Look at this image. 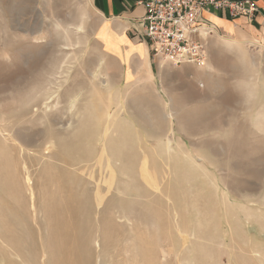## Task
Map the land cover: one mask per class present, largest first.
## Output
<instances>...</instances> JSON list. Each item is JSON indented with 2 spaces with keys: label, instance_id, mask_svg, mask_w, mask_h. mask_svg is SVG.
Segmentation results:
<instances>
[{
  "label": "rangeland",
  "instance_id": "1",
  "mask_svg": "<svg viewBox=\"0 0 264 264\" xmlns=\"http://www.w3.org/2000/svg\"><path fill=\"white\" fill-rule=\"evenodd\" d=\"M97 25L0 0V264H264V47L145 76Z\"/></svg>",
  "mask_w": 264,
  "mask_h": 264
},
{
  "label": "crops",
  "instance_id": "2",
  "mask_svg": "<svg viewBox=\"0 0 264 264\" xmlns=\"http://www.w3.org/2000/svg\"><path fill=\"white\" fill-rule=\"evenodd\" d=\"M142 1L87 0L98 18L94 36L104 55L124 67L129 66L133 73L150 76L153 66L158 67L156 62L160 68L167 63L162 64V61L152 59L142 36V18L145 13ZM253 1L257 7L253 18L229 19L224 12H203L202 18L209 24L210 33L203 37L202 46L206 47L211 39L221 38L232 44L264 47V0ZM190 68L192 67L186 65L176 69L186 72Z\"/></svg>",
  "mask_w": 264,
  "mask_h": 264
},
{
  "label": "built area",
  "instance_id": "3",
  "mask_svg": "<svg viewBox=\"0 0 264 264\" xmlns=\"http://www.w3.org/2000/svg\"><path fill=\"white\" fill-rule=\"evenodd\" d=\"M144 37L152 59L175 68H203L206 55L203 37L210 33L203 12H224L229 19L253 18V0H143Z\"/></svg>",
  "mask_w": 264,
  "mask_h": 264
},
{
  "label": "bare ground",
  "instance_id": "4",
  "mask_svg": "<svg viewBox=\"0 0 264 264\" xmlns=\"http://www.w3.org/2000/svg\"><path fill=\"white\" fill-rule=\"evenodd\" d=\"M203 78V77H202ZM201 87H202V85H201ZM29 191V190H28Z\"/></svg>",
  "mask_w": 264,
  "mask_h": 264
}]
</instances>
